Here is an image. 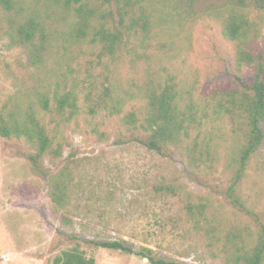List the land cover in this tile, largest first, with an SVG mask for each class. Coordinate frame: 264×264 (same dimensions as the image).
I'll list each match as a JSON object with an SVG mask.
<instances>
[{
	"label": "trees",
	"instance_id": "trees-1",
	"mask_svg": "<svg viewBox=\"0 0 264 264\" xmlns=\"http://www.w3.org/2000/svg\"><path fill=\"white\" fill-rule=\"evenodd\" d=\"M209 22L251 81L201 91L192 55L196 30ZM0 46L8 86L0 92V137L33 150L32 172L48 180L54 204L68 209L74 171L48 175L45 160L63 156L72 126L89 122L103 138L98 120L117 118V144L178 157L206 180L228 172L231 210L177 179L154 191L179 199L185 221L225 264H264V219L242 192L264 142V0H0ZM70 237L75 245L51 264H96L83 244L184 264L123 241Z\"/></svg>",
	"mask_w": 264,
	"mask_h": 264
},
{
	"label": "rangeland",
	"instance_id": "rangeland-1",
	"mask_svg": "<svg viewBox=\"0 0 264 264\" xmlns=\"http://www.w3.org/2000/svg\"><path fill=\"white\" fill-rule=\"evenodd\" d=\"M2 56L6 55L0 46V61ZM192 61L201 72L204 93L231 87L237 79L251 81V70L237 68L233 47L215 22L196 30ZM7 88L0 73V92ZM98 122L105 137L81 121L67 133L63 156L45 160L48 175L67 166L74 171L68 209L53 203L48 180L32 172L28 154L33 150L22 141L0 137V264L7 254L14 256L11 264H51L57 254L75 245L73 235L87 241H123L135 250L150 249L156 258L167 261L225 264L219 249L206 248L185 221L179 199L157 193L154 187L177 179L188 191L213 197L231 210L223 195L231 183L229 173L222 171L206 180L178 157L160 156L136 141L117 144L119 119ZM248 174L242 192L264 219V142ZM64 217L70 222L63 223ZM82 249L95 257L96 264H152L90 244Z\"/></svg>",
	"mask_w": 264,
	"mask_h": 264
},
{
	"label": "crops",
	"instance_id": "crops-1",
	"mask_svg": "<svg viewBox=\"0 0 264 264\" xmlns=\"http://www.w3.org/2000/svg\"><path fill=\"white\" fill-rule=\"evenodd\" d=\"M3 258H4V262H2L1 264H11L9 261H11V260H13L14 259V256H13V254H10V255H5V256H3Z\"/></svg>",
	"mask_w": 264,
	"mask_h": 264
}]
</instances>
